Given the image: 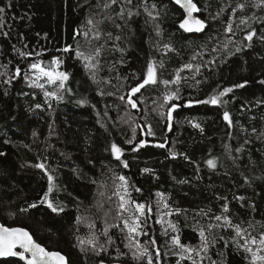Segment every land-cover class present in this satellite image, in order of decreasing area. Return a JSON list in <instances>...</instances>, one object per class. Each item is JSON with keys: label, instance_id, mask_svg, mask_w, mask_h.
I'll list each match as a JSON object with an SVG mask.
<instances>
[{"label": "trees", "instance_id": "trees-1", "mask_svg": "<svg viewBox=\"0 0 264 264\" xmlns=\"http://www.w3.org/2000/svg\"><path fill=\"white\" fill-rule=\"evenodd\" d=\"M194 1L201 8L199 18L207 23L204 32L187 33L179 28L184 12L173 0H148L149 5H157L156 21L144 12L143 0H132L131 4L118 0L108 9L97 7L108 0H11L4 13L5 26L0 29V221L4 225L29 229L40 244L63 253L72 264H100L101 260L104 264H147L146 259L133 257L136 249L127 247L126 230L110 227L111 244L102 234L105 218L108 225L120 223L115 219L117 198L113 192L119 183L115 177L124 175L141 189L140 193L132 192L133 198L153 205L147 231L161 249L155 264L179 261L170 237L164 235L167 224L156 223L160 217L155 207L156 192L165 193L173 208L186 210L185 214L165 217L178 222L182 243L199 245L198 227L207 232L208 224L216 223L209 216L220 215L224 204L234 222L253 223L255 227L248 228L253 236L264 232V40L260 38L264 36V4L260 0ZM8 2L0 0V7ZM240 4L245 7L240 9ZM121 8L124 19L117 15ZM129 10L133 13L130 19ZM89 18L103 19L98 28L104 35L91 44L75 35L91 27L87 25ZM228 23L233 26L232 33L225 30ZM253 29L256 36L249 42L245 37ZM229 40L232 43L224 51L223 44ZM77 44L85 52L104 45L95 79L74 54L63 52L66 46L75 48ZM165 44L175 51L164 49ZM216 47L219 52L212 51ZM236 47L241 51L236 52ZM19 52L32 55L24 57ZM197 53L200 55L193 60ZM55 56L64 61L61 69L70 73L65 90L55 89L63 96L60 101L30 86L23 72L15 76L16 67L25 70L37 60L48 64ZM213 59L214 64L207 63ZM153 60L164 63L162 79L172 78L185 63L206 65L199 74L194 70L181 73L188 79L180 86L183 100L179 103L207 99L224 87L247 83L225 97L230 100L225 105L193 103L180 108L173 114L169 131L165 117L153 110L159 108L163 85L141 90L145 102L139 111L119 99L135 86L136 77L145 74ZM193 76L199 84L194 83ZM79 100L86 103L79 104ZM224 111L232 117L231 126L223 119ZM190 121L199 123L203 131ZM145 125L151 126L154 135L146 134ZM133 128L137 141H148L137 152L127 143ZM112 143L124 149L121 161L111 153ZM172 152L177 155L173 157ZM213 158L217 160L215 169L206 163ZM123 160H127L128 168L123 167ZM39 163H44L54 177L50 199L62 205L63 212H53L47 202L41 203L49 182L45 171L35 167ZM33 204L36 207H31ZM201 209H211V213L204 216ZM90 223L95 226L89 228ZM242 226L248 227L247 223ZM168 231L174 234L170 228ZM216 231L226 240L234 236L231 230ZM93 234L98 237L95 249L80 244L81 239L87 241ZM137 239L147 244L149 236ZM100 245L104 251L99 250ZM150 251L155 254L154 249ZM217 253H223L225 264H249L246 257L250 254L237 250L231 240L227 246L218 241L209 255L218 260ZM0 264L24 263L11 258L0 259ZM180 264L191 261L185 259ZM203 264L209 261L205 259Z\"/></svg>", "mask_w": 264, "mask_h": 264}, {"label": "snow or ice", "instance_id": "snow-or-ice-1", "mask_svg": "<svg viewBox=\"0 0 264 264\" xmlns=\"http://www.w3.org/2000/svg\"><path fill=\"white\" fill-rule=\"evenodd\" d=\"M117 2L118 0H108V2L104 3L103 5L97 4V7L108 9L112 5L117 4ZM123 2L125 4H131L132 0H123ZM174 3L176 5H179V7L184 11V17L179 23L180 29H183V31L187 33L205 31L207 27L206 21L194 15V13L201 12V8L198 7L197 2H194V0H174ZM260 4H264V0H260ZM142 6L144 12L149 18H151L153 21L158 20L159 11L157 10V5L155 3L149 5L148 0H143ZM10 7L11 0H9L8 4L5 7H0V29L5 26L4 13L6 11V8ZM238 7L240 9H243L245 5L240 4ZM221 11H223V9ZM136 14L139 15V12H137ZM117 15L121 19H124V9L121 8L120 12L117 13ZM132 15L133 13L129 10L128 18L130 19ZM219 15L220 13H217V16ZM103 19H110V17H104ZM103 19H101L100 21H94L92 18H89L87 20V25L91 27L83 32L77 31L75 35L83 36L84 39L89 42V44H91V40L99 41L103 37L104 33H102V31L98 28V24L103 23ZM213 19H215V17H213ZM243 23H247V21H243ZM117 27H119V25H117ZM249 27L251 26L249 25ZM93 29H95V31H93ZM225 30L228 33H232V24L228 23ZM156 32L157 35H160V28L158 24L156 25ZM2 34L4 36L8 35L7 32H4ZM90 35L91 39H89ZM107 35L111 37V33H108ZM254 36H256V31L253 29L252 31L248 32L245 39L251 42ZM260 38L264 40V36H261ZM116 39L119 40L120 37L117 36ZM209 39L211 40L213 39V37H209ZM230 43H232L231 40L223 44L224 51L228 50V46ZM103 47L104 45L101 44L98 47L92 48L90 51L85 52L81 50L79 44H77L75 48H73L72 45H68L63 49V52L67 54H74L76 58L84 63V67L93 73L92 78L95 79V72L99 69V57L101 56ZM163 47L164 49H167L169 51H175V49L172 48V46L169 44H165L163 45ZM201 47H206V45H202ZM212 51L219 52L220 48H213ZM235 51L239 52L241 51V48L236 47ZM19 54L24 57L32 55V53L30 52H19ZM233 54L234 53H229V55ZM198 55L200 54L197 53L196 55H194L193 60H195ZM215 62V59H213L208 61L207 63L214 64ZM63 63L64 61L59 56H55L48 64H45L43 60H37L36 62L30 63L28 69L25 70H22L20 67H16L15 76L20 77L23 72L24 78L31 81L30 86L44 90L45 97L55 98L56 100L60 101L63 100V96L59 95L58 91H49L46 88V85L55 86L58 90H65L66 82L70 78V73L61 70V66ZM204 66L206 65L185 63L180 69L175 70L172 78L162 79L160 73L164 68V63L163 61L157 63L155 60H153L148 63L146 73L136 77L137 83L135 84V86L131 87L128 93H126L125 95H121L119 99L121 101L126 100L127 104L130 105L131 108L137 109L139 111L141 110V107L143 105L141 90H146L149 87L155 89L159 85H163V102L159 104L158 109L153 110L158 111L159 115L165 117L168 122L166 127L169 131H171L172 121L175 119L173 114H178V110L180 108L185 106L191 107L193 103L204 105H225L229 103L230 100L224 98L228 97L229 94L234 91V89L244 88L247 83V81H245L244 83H237L230 87H224L223 89L217 91L215 94L209 96L207 99L195 101L189 99L186 104L179 103V101L183 100L180 86L185 80L188 79L187 77L182 76L181 73L184 70H194L196 74H199L201 67ZM29 72L31 73V75H29ZM192 80L195 84L200 83V81L195 80V76L192 77ZM261 83L264 84V81H261ZM67 91L70 92L71 89H67ZM138 93H140L141 96H137ZM133 97H136V99H133ZM77 103L84 104L86 103V101L79 100L77 101ZM36 107L39 108L41 107V105L37 104ZM160 109H163V111H160ZM223 119L227 121L229 126L232 125V117L228 111H224ZM190 123H192L193 127L203 131L199 123L191 121ZM143 127H145L146 134L148 136L154 135L150 125H145ZM132 131L133 136L127 141V143L133 145L131 149L133 152H137L141 148L147 146L148 141L144 139L137 141L135 136L136 129L133 128ZM253 131H255V129ZM261 135H264V133H262ZM156 146L161 148L166 147L165 144H157ZM240 150L241 149L239 148L237 149V151ZM110 151L115 156V159L117 161L122 160V157L124 155V149L122 147L118 146L116 143H112L110 146ZM171 155L175 157L177 153L172 152ZM185 159H188L186 155ZM122 163L124 168H128L129 165L127 160H123ZM206 163L212 169H215L217 167V160L215 158L208 159ZM35 167L45 171L49 182L47 191L44 193L41 203L47 202V206L53 212H63L64 207L62 205H55L53 199H50V194L54 189V177L50 173H48V169L46 168L44 163H39L35 165ZM144 171L148 172L149 169L145 168ZM115 179L119 181L113 192V195L117 198L115 219L120 221V223H113L111 225H108L107 219L105 218L106 226L103 229L102 234L105 237H108L106 243H113L111 237L109 236L110 227L118 228L121 232H124L126 230V238L129 241L127 247H135L136 249V251L133 253V257L136 259H146L147 264H155V261H158L161 257V249L157 246V240L155 239V237L149 235V232L147 231V228L154 215L153 205L149 202H139L133 198L132 192L140 193L141 189L130 184L129 179L126 176L117 175ZM93 183H95V181H93ZM155 195L156 197H158V199L155 201V207L157 212H160V217L156 220V223H159L161 225L167 224V227L164 228V235L170 237L171 245L173 246L172 250H174L175 255L179 256V261H177V264H180V261H183L185 259L191 261V264H203L205 259L209 261V264H225L223 253H217L220 259L213 260L211 255H209V252L210 249L218 241H222L224 245L227 246L229 240H231V242L235 244L237 250L243 249L245 253L250 254L249 257H246L247 259H249V264H264V232H261L259 234V237L253 236L248 231V228L255 227L251 221L234 222L232 217L230 215H227V213L230 212L227 204L221 206L222 212L220 215L213 214L209 216V213H211V209H208L207 211L203 209L200 210L202 215L209 216V219L215 220L216 223H209L207 226V232L204 227H198L200 244L197 246H192L191 244L181 242L178 222L165 220V217L185 214L186 210L173 208L168 202V196H166V194L163 192H156ZM220 199L227 200V197H220ZM237 199L242 200L243 198L238 197ZM109 200H111V197H109ZM31 207H36V205L33 204L31 205ZM101 207H103V205H101ZM108 211H111V209H108ZM80 222L81 220L78 217L77 223ZM243 223H247L248 227H243ZM94 226V224H89V228H93ZM261 227L264 228V223L261 224ZM169 228L174 234L169 233ZM218 229L231 230L232 232H234V236H231L229 240H226L224 236L218 235L216 231ZM141 236H149L147 244H142L140 240L137 239ZM241 240H243V243H241ZM97 241L98 237L93 234V236L87 241L81 239L80 244L83 245L87 243L95 249L97 247ZM167 243L168 242L166 241V246ZM150 249L155 250L154 255L152 254ZM176 249H178V251H175ZM99 250L104 251V245H100ZM0 257H19L20 260L25 261L26 264H69L68 258L65 255H62L58 251H49L47 248L38 243L33 238L32 233L26 228L8 227L4 224H0ZM100 264H104V261L101 260Z\"/></svg>", "mask_w": 264, "mask_h": 264}, {"label": "water", "instance_id": "water-1", "mask_svg": "<svg viewBox=\"0 0 264 264\" xmlns=\"http://www.w3.org/2000/svg\"><path fill=\"white\" fill-rule=\"evenodd\" d=\"M195 2V1H194ZM179 6V5H178ZM183 10V9H182ZM184 12V11H183ZM194 15H196L197 17H198V13H194ZM199 18V17H198ZM139 94V93H138ZM137 94V95H138ZM136 97H133V99H135ZM134 110H136V109H134ZM0 224H3L1 221H0ZM6 226V225H5ZM27 229V228H26ZM27 230H29V229H27ZM30 231V230H29ZM31 232V231H30ZM33 235V234H32ZM33 238L35 239V237L33 236ZM36 240V239H35ZM37 241V240H36ZM38 242V241H37ZM39 243V242H38ZM42 245V244H41ZM42 246H44V245H42ZM45 247V246H44ZM46 248V247H45ZM49 250V249H48ZM49 251H52V250H49ZM59 252V251H58ZM61 253V252H60ZM62 255H64L63 253H61ZM66 256V255H65ZM67 257V256H66ZM11 258H16V259H19L20 260V258L19 257H0V259H2V260H8V259H11ZM21 261H23V260H21ZM68 261H69V259H68ZM23 263L24 264H26V262L25 261H23ZM69 264H72L70 261H69Z\"/></svg>", "mask_w": 264, "mask_h": 264}, {"label": "rangeland", "instance_id": "rangeland-1", "mask_svg": "<svg viewBox=\"0 0 264 264\" xmlns=\"http://www.w3.org/2000/svg\"><path fill=\"white\" fill-rule=\"evenodd\" d=\"M62 70V69H61ZM63 71V70H62ZM41 82H43V81H41ZM46 88L50 91L51 89H53V91H55V89L57 90V88L55 87V86H50V85H46ZM44 91V90H43ZM143 98V97H142ZM145 102V98H143V103ZM163 102V98H160V99H158V103L160 104V103H162ZM138 103H139V101H138ZM159 107V106H158ZM115 200V199H114ZM114 204V203H113ZM114 205H116V201H115V204Z\"/></svg>", "mask_w": 264, "mask_h": 264}, {"label": "bare ground", "instance_id": "bare-ground-1", "mask_svg": "<svg viewBox=\"0 0 264 264\" xmlns=\"http://www.w3.org/2000/svg\"><path fill=\"white\" fill-rule=\"evenodd\" d=\"M173 1H174V0H173ZM177 6H178V5H177ZM178 7H179V6H178ZM179 8H180V7H179ZM180 9H181V8H180ZM182 11H183V10H182ZM198 17H199V16H198ZM138 95H139V94H138ZM138 95H137V96H138ZM135 99H136V98H135Z\"/></svg>", "mask_w": 264, "mask_h": 264}]
</instances>
